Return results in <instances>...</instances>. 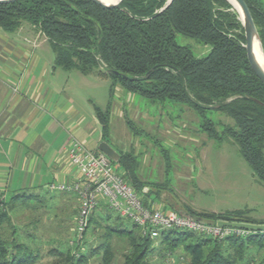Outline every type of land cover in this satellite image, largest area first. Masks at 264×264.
<instances>
[{"label": "trees", "instance_id": "obj_1", "mask_svg": "<svg viewBox=\"0 0 264 264\" xmlns=\"http://www.w3.org/2000/svg\"><path fill=\"white\" fill-rule=\"evenodd\" d=\"M166 1L122 0L119 6L107 8L91 0H14L0 4V28L13 31L27 21L46 37L56 66L76 69L84 75L97 72L109 79V100L105 109L94 108L102 128L101 140L109 143L112 96L119 86L159 106L171 101L195 110L204 118L201 131L210 138L232 139L256 182L264 184V83L249 65L237 11L228 0H171L167 5ZM245 2L264 50L263 0ZM176 34L209 45V51L203 56L194 55L190 47L176 42ZM108 69L124 76L108 73ZM211 109L223 112L234 124L225 125L218 132L215 123L205 119V113ZM127 123L131 124L130 120ZM118 153L119 161L111 162L120 169L124 180L142 193L145 185L135 175V156L130 152ZM0 203V264H32L38 258L36 250L10 238L12 231L8 236L1 232L6 225L11 227V217L4 197ZM96 209L112 211L100 202L89 214L82 240L87 230L95 226L91 223H96ZM187 210L210 221L251 222L244 209L219 213ZM105 233L97 246L87 248L82 240L74 245L68 242L65 252L56 250V253L62 256L63 264L84 263L94 255H100V264H111L113 249L109 238L115 235L125 237L129 245L122 264H148L155 241L142 236L135 224L131 223L130 228L124 224H107ZM260 233L262 231L251 235L260 236ZM188 237L191 241L183 244L188 256L186 264H241L247 256L246 242L251 239L229 237L214 241L189 232L169 230L161 234L158 241L172 253ZM71 247L78 250L77 256L72 255ZM248 263L249 260L245 262Z\"/></svg>", "mask_w": 264, "mask_h": 264}, {"label": "rangeland", "instance_id": "obj_2", "mask_svg": "<svg viewBox=\"0 0 264 264\" xmlns=\"http://www.w3.org/2000/svg\"><path fill=\"white\" fill-rule=\"evenodd\" d=\"M262 6L264 7V0ZM233 8L235 9L234 6ZM238 18L241 22L239 13ZM176 42L190 47L197 56L205 55L210 48L207 44L181 34H176ZM35 44L38 46L36 53L40 62L44 61L48 67L46 77L53 76L52 49L42 36L36 39ZM53 77L54 82L60 86L59 90L64 88V92L57 91L62 98L65 97L63 94H70L78 111L87 117L92 110L91 102L104 108L109 100V80L99 79L94 73L84 75L76 69L65 70L58 67ZM60 96L59 100L64 101ZM205 119L212 120L218 132L225 125L234 124L229 116L215 109L208 110ZM128 120L131 123L129 125ZM203 120L204 118L185 104L164 101L159 106L158 103L127 93L116 86L112 96L108 141L115 150L130 152L135 156V175L145 187L152 188L154 193L147 195L134 190L144 202L160 211L168 212L172 208L176 210L184 207L204 212H224L231 208L244 209L246 212L254 209L260 211L264 208V196L261 194L264 184H257L251 168L232 139L210 138L201 131ZM93 124L96 127L93 135H89L85 129L75 134V138L83 142L79 136L86 133L84 143L88 149H93L100 136L99 125L95 122ZM51 194L53 195L50 192ZM161 195L167 203L160 201ZM27 201L35 205L30 215L41 218L40 224L22 225L26 232L33 231L42 242L36 248L38 258L32 264H63L60 260L62 256L56 255V249L64 251L66 245L61 246L58 240L66 239L68 243L74 238L77 213H70L68 206H63L58 214L65 223L47 224L46 220L49 219L46 217L52 218L54 215L51 202H39L35 199ZM94 217L96 223H91L95 224L94 228L88 229L82 240L87 248L97 246L103 241L107 224L131 227V222L124 218L119 219L115 211L96 209ZM1 232L8 236L10 227L6 225ZM52 238H55L54 242ZM190 241L191 237L185 238L170 253L159 244L158 239L155 240V249L148 255V264H186L188 256L183 244ZM109 242L113 249L111 264H122L123 255L129 249L127 239L113 235ZM30 247L32 249L33 246ZM77 252L78 250L71 247L72 255L77 256ZM247 260L248 256L241 264H245ZM80 264H100V255L88 257L86 262Z\"/></svg>", "mask_w": 264, "mask_h": 264}, {"label": "crops", "instance_id": "obj_3", "mask_svg": "<svg viewBox=\"0 0 264 264\" xmlns=\"http://www.w3.org/2000/svg\"><path fill=\"white\" fill-rule=\"evenodd\" d=\"M24 22L27 21H23L16 30L0 32V194L10 209L12 235L9 237L37 250L42 243L39 236L33 231L26 232L22 227L41 222L40 217L30 215L35 205L27 200L51 202L54 215L52 218L46 217L49 219L46 220L47 224L65 223L58 214L63 206H68L70 213H77V194L52 186L69 183L75 178L67 153L68 145L80 130H88L89 135H93L96 132L94 122L100 127V136L91 150L97 148L102 138V128L94 108L97 106L105 109L106 106L102 108L91 102L92 110L87 117L78 111L70 94H63L65 97L62 98L57 91L64 92V88L59 90L60 86L54 82L53 77L59 66L53 60V76L46 77L48 67L44 61L40 62L36 53V39L42 36L48 43L46 37L29 22ZM91 73L99 79L109 80L97 72ZM59 96L64 101H60ZM83 133L79 139L84 143L86 133ZM151 193H154L153 190ZM261 194L264 196V188ZM170 210L176 211L175 208ZM254 210L246 212V218L252 223L264 221V208ZM51 234L54 235L53 232ZM258 235L246 236L251 237L246 242L248 264H264V230ZM261 236L263 238L258 242ZM58 243L66 245L62 251L65 252L66 239H59Z\"/></svg>", "mask_w": 264, "mask_h": 264}, {"label": "built area", "instance_id": "obj_4", "mask_svg": "<svg viewBox=\"0 0 264 264\" xmlns=\"http://www.w3.org/2000/svg\"><path fill=\"white\" fill-rule=\"evenodd\" d=\"M67 153L75 178L69 183L52 187L77 194L79 206L75 219L76 231L74 238L69 241L72 245L79 244L82 240L89 214L100 202L135 224L142 236L154 241L169 230L189 232L214 241H223L229 237L244 238L256 232L239 227L219 226L215 221L195 220L174 210L160 211L141 199L104 153L88 149L75 138H71ZM2 198L0 196V202Z\"/></svg>", "mask_w": 264, "mask_h": 264}, {"label": "water", "instance_id": "obj_5", "mask_svg": "<svg viewBox=\"0 0 264 264\" xmlns=\"http://www.w3.org/2000/svg\"><path fill=\"white\" fill-rule=\"evenodd\" d=\"M12 1L14 0H0V4L9 3ZM91 1L101 6L107 7V8L119 6V4L122 2V0H117L116 2H105L103 0H91ZM228 1L235 7L241 19L244 37H245L246 55H247L249 65L252 71L255 73V75L264 83V50L262 47V42H261L257 27L254 23L252 14L250 12V9L247 3L245 2V0H228ZM170 2L171 0H167L166 5L169 4ZM107 72L118 75V76H124L122 73L116 70H113V69H108ZM252 99L256 101L257 103H260V101H258L257 99H254V98ZM206 108H215V106H207ZM96 147L100 152L104 153L113 162L117 163L119 161L120 154L107 141L105 140L99 141ZM150 191L152 192V188L148 186L147 187L144 186L142 188V193L144 194H149ZM160 193L161 192H159V194ZM160 200H163L164 202H168L163 199L162 195L160 196ZM176 211L184 216H187L195 220L210 221V220L204 219L202 216H199L197 214L190 212L186 208H180V209L178 208L176 209ZM215 222L219 226L239 227V228H243V229L251 230V231L264 230V224L262 223L233 221V220H226V219H217Z\"/></svg>", "mask_w": 264, "mask_h": 264}, {"label": "bare ground", "instance_id": "obj_6", "mask_svg": "<svg viewBox=\"0 0 264 264\" xmlns=\"http://www.w3.org/2000/svg\"><path fill=\"white\" fill-rule=\"evenodd\" d=\"M105 2H116L117 0H103ZM235 5V4H234ZM236 6V5H235ZM262 60V59H261ZM263 62V61H262Z\"/></svg>", "mask_w": 264, "mask_h": 264}]
</instances>
